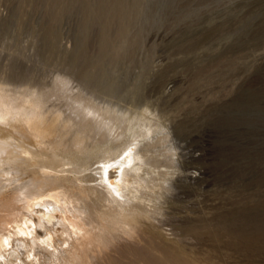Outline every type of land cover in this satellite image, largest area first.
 <instances>
[{"label": "rangeland", "instance_id": "374dc122", "mask_svg": "<svg viewBox=\"0 0 264 264\" xmlns=\"http://www.w3.org/2000/svg\"><path fill=\"white\" fill-rule=\"evenodd\" d=\"M0 82L47 92L74 118L81 98L170 135L147 223L196 264H248L231 237L264 208V170L238 125L260 122L264 137V0H0ZM238 97L242 113L220 110Z\"/></svg>", "mask_w": 264, "mask_h": 264}, {"label": "bare ground", "instance_id": "6f19581e", "mask_svg": "<svg viewBox=\"0 0 264 264\" xmlns=\"http://www.w3.org/2000/svg\"><path fill=\"white\" fill-rule=\"evenodd\" d=\"M119 32L124 35L126 25ZM103 39L105 46L107 33ZM10 84L0 82V264H196L181 244L163 241L147 223L156 220L168 181L164 167L173 160L158 144L170 135L153 137L155 128L147 125L133 131L138 120L125 121L81 98H75L74 118L49 105L51 94ZM248 104L238 97L219 108L231 115ZM249 122L237 124L246 125L256 171L264 170L260 122ZM258 178L264 182V171ZM260 210L257 222L232 232V246L241 247L248 264H264ZM128 253L132 260L123 262Z\"/></svg>", "mask_w": 264, "mask_h": 264}]
</instances>
